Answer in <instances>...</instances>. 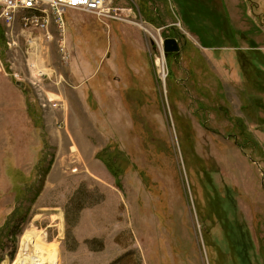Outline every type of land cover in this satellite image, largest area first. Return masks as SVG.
I'll list each match as a JSON object with an SVG mask.
<instances>
[{"label": "rangeland", "instance_id": "1", "mask_svg": "<svg viewBox=\"0 0 264 264\" xmlns=\"http://www.w3.org/2000/svg\"><path fill=\"white\" fill-rule=\"evenodd\" d=\"M113 7L0 33V264H264V0Z\"/></svg>", "mask_w": 264, "mask_h": 264}, {"label": "built area", "instance_id": "2", "mask_svg": "<svg viewBox=\"0 0 264 264\" xmlns=\"http://www.w3.org/2000/svg\"><path fill=\"white\" fill-rule=\"evenodd\" d=\"M114 2L115 0H0V24L5 29V34H13L20 19L28 29L48 34L49 27H57L60 33H65V15L69 10L91 13L101 20L117 19L112 14L117 11L113 7ZM27 4L46 6V13L33 12L28 16H18V8ZM48 18H55V25H48ZM162 76L166 77L165 74Z\"/></svg>", "mask_w": 264, "mask_h": 264}, {"label": "bare ground", "instance_id": "3", "mask_svg": "<svg viewBox=\"0 0 264 264\" xmlns=\"http://www.w3.org/2000/svg\"><path fill=\"white\" fill-rule=\"evenodd\" d=\"M33 12L46 13V6L27 4L18 8V16L24 13L32 14ZM53 19L55 21V18ZM51 21L52 18H48V25H50ZM163 55L165 56V53ZM45 238V236L42 237L41 235L35 236L33 239L28 236L24 237L18 257L13 264H56L57 257L49 245L47 246Z\"/></svg>", "mask_w": 264, "mask_h": 264}, {"label": "water", "instance_id": "4", "mask_svg": "<svg viewBox=\"0 0 264 264\" xmlns=\"http://www.w3.org/2000/svg\"><path fill=\"white\" fill-rule=\"evenodd\" d=\"M163 46L166 57H168L170 54H179L181 50L179 41L173 38H168L164 40ZM16 85L21 87L22 83L17 82Z\"/></svg>", "mask_w": 264, "mask_h": 264}, {"label": "crops", "instance_id": "5", "mask_svg": "<svg viewBox=\"0 0 264 264\" xmlns=\"http://www.w3.org/2000/svg\"><path fill=\"white\" fill-rule=\"evenodd\" d=\"M11 96H12V95H11ZM3 100L6 101L5 104H6V107H7V104L9 105V102H10L11 99L8 98V97H6V99H5V97H4ZM6 111H7V114H8L9 108H7ZM11 111H12V110H11ZM7 114H6V115H7ZM21 133H22V132H21ZM18 138H19V135H18V133H17L16 139H18ZM9 171H10V169H9ZM9 175H10V173H9Z\"/></svg>", "mask_w": 264, "mask_h": 264}, {"label": "trees", "instance_id": "6", "mask_svg": "<svg viewBox=\"0 0 264 264\" xmlns=\"http://www.w3.org/2000/svg\"><path fill=\"white\" fill-rule=\"evenodd\" d=\"M2 30L5 32V29H4L3 26L0 24V33H1ZM170 55H172V54H170ZM170 55H169V56H170ZM107 167H108V169H109V171H110L111 173L115 174V173L112 171V169L110 168V165H108ZM228 236H229V235H228ZM229 239H230V238H229Z\"/></svg>", "mask_w": 264, "mask_h": 264}]
</instances>
